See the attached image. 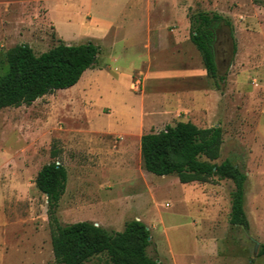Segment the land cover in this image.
<instances>
[{"label":"rangeland","instance_id":"1","mask_svg":"<svg viewBox=\"0 0 264 264\" xmlns=\"http://www.w3.org/2000/svg\"><path fill=\"white\" fill-rule=\"evenodd\" d=\"M172 4L179 11L166 19L162 9L169 11ZM149 6H158L150 18ZM199 11L221 14L234 26V40L226 28L219 32L217 58L226 75L220 89L210 78L156 77L182 72L190 60L202 66L190 41L183 49L155 48L156 28L166 22L171 29L183 25L189 38V17ZM108 29L102 45L110 68L101 70L102 60L75 88L0 110V264H55L48 200L35 183L54 155L68 171L58 209L63 225L92 221L122 232L124 222L138 217L151 232L150 256L163 264H264L259 249L255 255V242L264 244V0H0V76L7 52L17 45L28 44L36 55L60 41L102 48L97 38ZM179 89L202 95L173 120L163 119L162 111L145 115L150 117L144 133L180 121L221 126L220 162L230 159L248 176V232L229 223L232 181L195 183L207 185L219 198L209 234L199 211L187 208L189 185L145 171L139 148L127 151L122 145L133 119L141 120L134 118L137 110ZM84 264L111 263L102 254Z\"/></svg>","mask_w":264,"mask_h":264},{"label":"trees","instance_id":"2","mask_svg":"<svg viewBox=\"0 0 264 264\" xmlns=\"http://www.w3.org/2000/svg\"><path fill=\"white\" fill-rule=\"evenodd\" d=\"M189 21L190 40L201 54L208 77L220 89L226 75H221L217 58L219 32L226 28L234 40V26L228 17L205 11L194 13ZM101 54V47L94 42L71 45L60 41L40 55L28 44L15 46L7 52L0 76V110L31 105L46 95L74 87L85 72L99 67ZM223 144L221 126L200 128L191 121H180L144 134L140 152L145 171L160 177L175 176L181 184L210 183L214 179L232 181L229 223L248 232V176L232 160L220 162ZM55 158L54 155L42 167L35 182L48 200L55 264H84L102 254L108 256L111 264H162L158 256H150L151 232L140 220L127 221L122 232H109L92 221L63 225L58 209L67 189L68 171ZM258 256H264V244L260 245Z\"/></svg>","mask_w":264,"mask_h":264},{"label":"crops","instance_id":"3","mask_svg":"<svg viewBox=\"0 0 264 264\" xmlns=\"http://www.w3.org/2000/svg\"><path fill=\"white\" fill-rule=\"evenodd\" d=\"M157 7L149 6V8H146V10L148 11V18L152 16L153 10H155ZM178 11H179V8L178 7L176 8V6L174 7V5L172 4L171 9L169 11L162 9V14L167 19L169 15H172L174 12L178 13ZM185 30H186V27L183 25L171 29V27L168 26L166 22L161 27L155 29L157 33V36L155 38L156 40L155 48H157V50L162 49V48H166V49L176 48V47L180 49L185 48L186 45L187 46L189 45L188 44L189 41L191 42L190 36L189 38L186 37ZM109 33H110L109 29L103 30L100 32L99 34L100 36L97 38V40L101 42V46H102L101 50H103L99 58V64H100V61L103 60V63H101L103 69L101 70H106L110 68L107 57H105V53H104L105 50L102 45V42L105 39H107V37L109 36ZM191 44L193 43L191 42ZM189 59H191V57H189ZM182 67L184 71L175 72L171 74L169 73L161 74V75L156 76L157 80L159 81H167V80L208 81L209 80V77L207 75V72L203 64L200 68H196L194 64L192 63V60H190V61L184 62ZM93 70H96V69H92L88 71H93ZM148 77L145 75L144 78L148 79ZM82 78L79 81V83L72 88H75L76 86H78L81 83ZM129 79L130 80H129V83L127 84V87L131 91L132 84L133 86L135 85L134 83H132V76H130ZM92 81L88 84L89 86L92 85ZM136 83H140V82L137 81ZM140 85L143 86L142 83ZM201 95L202 94L200 93V90H195L193 93L184 94L182 93V89L181 90L179 89L169 94L162 95L163 98H162L161 103H159L160 101L159 99H156L149 106H146L145 100H144V104H145L144 107L137 110L136 113L133 114L134 118H141V120L139 121L137 119H133V121L131 122L130 133L128 135L129 140L124 139L122 143L124 149L128 151V149H130L131 146H134V147L136 146L140 150L141 138L144 134H147V133H144L145 131L144 129L148 121L146 117H150V116H145V115H150L153 112L162 111L163 119L167 118V119L173 120L174 115L180 114L182 111H188L189 107L193 108L198 103V100L199 98H201ZM184 122H187V121H184ZM167 125H171V124H167ZM123 138L125 137L123 136ZM195 183L197 182L190 183L188 184L189 186L185 187L184 194L186 195V200H187L186 204L188 205L187 208L190 210L193 209V210L199 211L200 221L202 224H204V228H203L204 232L212 234L210 227L215 223L217 219V208L219 207V198L216 192H214V190L209 191L210 189H208L207 185L195 184ZM184 185H187V184H184ZM186 189H192L193 193L190 194L189 192L186 191ZM189 206H191V208H189ZM134 219L140 220L138 217H135ZM125 223L126 222L123 223V226H125ZM201 223H198L195 221L196 226H199V224ZM95 224L97 226L101 225L97 223ZM102 227H104V225ZM212 236H214V234ZM159 261L163 264L162 258H159Z\"/></svg>","mask_w":264,"mask_h":264},{"label":"water","instance_id":"4","mask_svg":"<svg viewBox=\"0 0 264 264\" xmlns=\"http://www.w3.org/2000/svg\"><path fill=\"white\" fill-rule=\"evenodd\" d=\"M259 247H260V243L259 242H255V255L257 254Z\"/></svg>","mask_w":264,"mask_h":264}]
</instances>
